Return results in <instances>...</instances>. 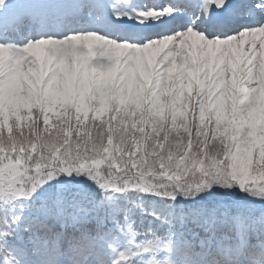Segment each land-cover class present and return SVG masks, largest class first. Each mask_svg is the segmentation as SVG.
<instances>
[{
	"label": "trees",
	"instance_id": "16d2710c",
	"mask_svg": "<svg viewBox=\"0 0 264 264\" xmlns=\"http://www.w3.org/2000/svg\"><path fill=\"white\" fill-rule=\"evenodd\" d=\"M107 95H110V91L105 88L103 94L99 91L94 94V99L89 100V106L93 109L98 105L96 103L100 102L98 98L106 101L100 117L91 114L83 117L81 110L75 107L73 101L69 105L59 106L57 112L61 114V120L51 128L64 130L63 137L58 131L46 130L44 127L43 106L47 105V98H39L40 104L36 102L39 99H32L38 107L32 108L36 111L37 121L34 125L31 124V129L26 133L19 131L24 128L22 124L18 127L13 123L8 130L2 128L3 125L0 124V177L3 175L0 180H3L4 174H10L9 163L14 155L15 160H22L25 153L27 157L32 153L39 155L41 147L45 151H51L55 156L69 143L73 149L87 145L88 151H82V155L88 156L91 153L94 157L82 161L91 175L72 173V177H69L57 171L52 172L49 179V173L44 170L48 165H42L40 168L23 165L33 173L26 178L27 186L21 187H29L30 193L36 194H29L31 196L18 194L11 198H2L0 195V220L11 223L10 232L7 233L8 239L0 247V252L7 253L15 260V264L22 263V258L27 254L32 256L30 260L32 262L34 253L40 256L41 252L45 251L47 245L43 246V241H47L54 250L58 234L67 242L93 244L98 240H105L116 244L118 227L125 229L129 227L136 233L134 241H140L147 246L160 244L179 246V253L182 252L186 256L198 253L205 264L225 263L222 257L228 255V252L231 256L229 260L239 257L260 258L259 249L247 257L243 256V252L246 245L260 246L264 239V223H261V217H264V204L260 202L262 196L250 198L251 191L243 188L240 193L236 183L228 187L215 184L199 192H193L192 195H185L187 190L205 179L215 181L226 177L235 181L232 174L227 177L221 173V169H226L228 164H231L225 158V152L228 150V130H220L218 125L216 136L224 137L223 148L210 141L207 151L200 148L197 153L189 146L183 155L177 156L176 152L181 150L175 146L169 152L165 151L161 144L160 148L152 151L146 149L141 138L133 143L130 154L123 152L122 155L120 143L117 141L114 144L112 136L105 138L103 146L100 140L93 143L95 139L91 135L93 129L101 126L116 128L119 125L126 128L129 123L133 128L139 125L141 132L146 124L150 131L154 130L157 123L161 125L168 123L173 126L171 128H184L190 124L192 117L173 119L185 121L182 124L176 121L170 123L169 118L172 114L166 111L168 117H164V112L156 114L154 110L148 111L146 108L150 107L148 105H143L145 111L143 106L137 107L132 103L122 106L123 97L113 98ZM200 126L207 131L206 124ZM48 131L56 135L51 134L48 138ZM2 132L10 135H3L5 133L1 134ZM55 139L56 142L49 143ZM12 141H15L14 145ZM262 145L260 146L257 141L254 147V172L261 170L264 172V153L259 155L261 151L264 152ZM161 151H165L163 156L159 155ZM137 152L140 153L139 156ZM39 170L42 172L37 175V180L31 181L32 175L37 174ZM43 179L46 180L42 181ZM117 180H121L119 191L114 192L105 186L115 184ZM243 185L248 187L250 183L246 182ZM8 186H13V183L9 182ZM65 186L71 187L76 194H81V199L75 205L69 202L61 215L48 216L35 223L34 236L26 237L25 225L32 221L34 209L45 199L44 194ZM8 191L9 189L7 195ZM209 207L218 210L219 215L208 219L191 215L194 209ZM245 220L247 224L242 223ZM66 246V252L74 259L73 250H69V244ZM154 252L155 249L151 251V248L142 251L146 256ZM99 254L101 252L95 255ZM122 255L124 253H121ZM106 261L114 264L113 259L107 258Z\"/></svg>",
	"mask_w": 264,
	"mask_h": 264
},
{
	"label": "rangeland",
	"instance_id": "374dc122",
	"mask_svg": "<svg viewBox=\"0 0 264 264\" xmlns=\"http://www.w3.org/2000/svg\"><path fill=\"white\" fill-rule=\"evenodd\" d=\"M69 1L71 0H32V24L27 31L15 39L14 43L21 46L28 40L36 41L43 38L44 35H51L50 38L47 37V41L34 45L19 58L0 49V124L3 125L2 128L8 130L13 123L18 127L22 124L24 128L18 129L26 133L31 129V124L34 125L37 121L36 111L32 108L38 109V107L33 100L47 98V105L43 106L44 127L46 130L58 131L59 135L63 137L64 130L59 131L51 128L61 120V114L57 112L58 107L69 105L73 101L75 107L81 110L83 117L88 114L100 117L103 114L106 101L98 98L97 100L100 102L96 103L98 105L93 109L89 106V100L94 99V94L99 91L100 94H103V89L106 88L110 91V95L107 96L123 97L122 106L131 103L137 107L148 105L150 106L146 107L148 111L154 110L156 114L166 111L172 114L169 118L170 123L172 121H176L178 124L184 123L183 120L173 119L192 117L195 106L198 108L196 115L200 124L205 125L211 119L217 122L220 130H226L231 115V94L234 86L240 83V80L233 78L227 82L228 86L226 87L223 79H213L212 74L221 58L214 55L215 52L211 50L210 44L203 41L202 38L198 40L190 38L191 53L199 54L200 50L204 49L208 55L207 65L201 66L195 72L189 69L188 75L184 79L174 80L176 65L173 62L168 69V78L161 82L155 75L156 71L160 69L157 59L163 55L165 49L171 47L172 39L153 41L143 47H134L136 53L131 54L130 50L133 46L126 47L121 42L128 41L118 38L124 31H128L130 35V32L136 30L135 25H139V22L143 21L131 18L129 10L126 11L127 8L139 12L148 7L155 8V4H158L156 7L165 4L170 6L184 4L186 6L175 10V15H184L188 19L191 15L193 21L199 22L200 26H205L200 15H194V8L197 7L195 0H130L134 3V7L123 6L125 1L129 0H82L85 6L81 5V7L78 6V0H72L71 3ZM211 9L210 15L223 12V10L215 9L214 5L211 6ZM40 10L42 11L40 12ZM262 12L264 11L262 10ZM66 16H69L71 22L76 20L80 22L68 26L69 22L64 20ZM147 21L150 26L153 23H160L158 19L153 21L149 18ZM111 23H115L117 30L111 31V39H116V46L110 52L103 48L107 36L103 35L101 30L108 29ZM92 27L95 30L84 33L87 28ZM139 27L142 29V26ZM48 29L51 33H44ZM56 33H62L60 36L65 40L62 41L56 36ZM77 33L82 35L78 37ZM167 60L168 56H165L161 63H165ZM192 63L195 65L198 61L192 60ZM204 68H207V77L201 75ZM256 81L260 86L261 94L259 105L261 101L262 116L257 132V141L261 146L264 145L262 142L264 137V74ZM221 89L223 90L221 91ZM194 91L200 96L198 103L196 96L193 95ZM36 102L40 104V99ZM168 113H165L164 117H168ZM169 127L173 126L169 124ZM1 134L10 135L7 132ZM51 134L56 135L48 131L47 137L49 138ZM56 141L55 139L49 143ZM263 153L261 151L259 155ZM254 155L253 147L248 152H239L235 148L231 150L228 148L225 158L231 164H228L226 169H221V173L227 177L232 174V177L239 178L241 181L244 179L243 184L250 183L249 188L264 187L263 170L254 172ZM10 161V174H4L3 180H0L2 198H11L18 194L35 195V192L34 194L30 193L29 187H21L28 183L26 178L33 172L26 169L25 166L21 167L22 162L20 161L22 160L20 159ZM41 172H37V174ZM61 174L66 175V173ZM2 177L3 175L0 178ZM241 181L239 180V183ZM9 182L13 183V186L9 187ZM120 183L121 180H117L115 184L111 183L105 186L117 192L121 188ZM8 189L9 194L7 195ZM242 189L241 186L238 191L241 193ZM249 193H251L250 198L259 197L252 192ZM260 202L264 204V197H260ZM87 204L88 201L85 202V205ZM135 234L133 228L118 227L116 244L112 245L110 242L101 241L100 245L102 249L104 248L106 256L116 261L115 264H203L202 258L197 260L196 256H193L192 260L185 256L180 257L179 246L164 244L147 246L140 241H134ZM146 248H151V251L155 249V252L150 256L143 255L142 251ZM122 251L123 253L125 251L126 255H130V257L122 255L120 258L119 255ZM48 264L59 263L51 260ZM81 264L92 263L83 260ZM95 264L107 263L100 257Z\"/></svg>",
	"mask_w": 264,
	"mask_h": 264
},
{
	"label": "snow or ice",
	"instance_id": "6c2138e0",
	"mask_svg": "<svg viewBox=\"0 0 264 264\" xmlns=\"http://www.w3.org/2000/svg\"><path fill=\"white\" fill-rule=\"evenodd\" d=\"M212 5H214L217 10H223L231 14H237L241 10V6L234 5L230 0H201V4L199 5L200 12L203 15L204 22L207 23L210 29L219 28L224 22L221 18L210 17L209 14L212 10ZM181 6L180 4L175 6L165 4L160 7H148L139 11L138 16L143 20L151 18L155 21L158 19L160 23H153L151 26L144 23L142 29L136 26V30L126 37L128 42L121 43H127L135 47H143L153 41L171 38V47L165 49L163 55L157 59V63L160 64V69L156 71L155 75L163 82L168 78V69L173 62L176 65V71L173 75L174 80L184 79L188 75L189 69L195 72L198 71L201 66L207 65L208 55L204 49H201L199 54L191 53L190 38L194 40L202 38L209 44L217 41L227 42L221 51L217 53L218 57L224 59V64L212 74L213 79H223L226 87L228 86L227 82L233 78L239 79L245 86L255 87L256 80L260 79L262 74H264V20L258 23L254 21L247 27L242 28L238 33L224 39H206L204 35L193 30L191 24H188L183 30L171 32L169 35L163 37L151 31L152 28H163L165 31H168L172 26L179 27L184 18L173 15V12ZM168 17L171 18L169 19ZM32 20V0H0V49L12 53L14 57L19 58L34 45L48 40V38H41L36 41L28 40L26 43H22L21 46H17L14 43L18 36L30 28ZM233 41L236 43H233ZM165 56H168L167 62L161 63V60H163ZM192 60H197L198 63L194 65ZM229 61H231V64H229ZM201 75L207 77V68H204ZM222 90L223 89H221V91ZM193 95L196 96L198 103L200 98L199 94L194 91ZM242 111L241 109V113ZM197 112L198 108L194 106L191 122L184 128L174 129L169 127L168 123L162 125L157 123L154 125V130L151 131L146 124L143 132L140 131L139 125L133 128L131 123H129L126 128L123 125H119L116 128H105L104 126L94 128L91 133L92 137L95 138L93 143H95V140H100L102 141L101 146H103L105 138L108 139L109 136H112L114 144L117 143V141L120 143L123 150L122 155L123 152H128L130 154L133 143L141 138L146 145V149L152 151H156L160 148L161 144H163V149L169 152L172 150L173 146H175L177 149L181 150L176 152L177 156L183 155V152L187 151L189 146H191L192 151H196L197 153L200 148H204L205 151H207V146L210 141H214L221 148L225 147L224 137L216 136L218 130L217 122L210 119L206 124L207 131L205 132V128L200 126L199 120L197 119ZM240 139H244L243 134L240 135ZM12 143L14 145L15 141H12ZM82 151L87 152L88 146L81 145L73 149L71 143H69L55 156H53L51 151H45V149L41 147L39 155L37 153H32L30 157H27L26 153L23 154L22 164L20 166L29 165L31 167L40 168L42 165H48V168L44 170L49 173V179L51 178V173L57 171L67 174L91 175V172L82 164V161L94 157L91 153L88 156H83ZM165 151H161L159 155L163 156ZM139 155L140 153L137 152V156ZM15 159L16 157L14 155L13 160ZM37 175L38 174L32 175L31 181L35 182L37 180ZM233 183L238 182L232 181L226 177L218 178L215 181L205 179L194 188L187 190L185 195H192L193 192H199L215 184H223L225 187H228ZM240 185L245 190L251 191L254 195L264 197V187L257 186L256 188H249L243 184ZM44 195L45 199L34 209L32 221L25 225V236L28 238L34 236L33 225L35 223L42 221L48 216L61 215L69 202L75 205V203L81 199V194H76L74 190L68 186L60 189H52ZM191 215L208 219L215 218L219 215V212L211 207L206 209L197 208L191 211ZM242 223L247 224V221H242ZM261 223H264V217H261ZM10 228L11 223H4L0 220V247H2L4 241L8 239L7 233L10 232ZM57 238H61L59 234ZM42 244L46 246L47 241H43ZM75 247H77V243L75 241H70L69 250ZM257 249L261 252L258 260L241 258L235 261V264H264V239H262L260 246L251 244L246 245L243 256L247 257ZM0 264H15V260L10 258L7 253L0 252Z\"/></svg>",
	"mask_w": 264,
	"mask_h": 264
},
{
	"label": "bare ground",
	"instance_id": "6f19581e",
	"mask_svg": "<svg viewBox=\"0 0 264 264\" xmlns=\"http://www.w3.org/2000/svg\"><path fill=\"white\" fill-rule=\"evenodd\" d=\"M254 0H237L233 4L234 5H250ZM257 3H259L258 0H255ZM195 14L194 15H202L200 12L199 5L201 4V0H195ZM133 6L134 3L132 1H125V4L123 6ZM260 5L263 6L264 4L260 2ZM158 6V4H155V7ZM193 9V10H194ZM129 10V15L131 18L136 19V20H143L138 16V11H133L130 10L129 8L126 9V11ZM249 18H251V21L249 22H243L240 19L239 12L237 14H231L226 12L221 16L220 18L224 21L222 25L219 28H213L210 29L207 26V29L200 27L199 22H194L190 21L192 19V16L189 15V19L186 16L178 15L184 18L182 23L180 24L179 27L177 26H172L170 30L165 31L163 28H152L151 31L153 33L158 34L159 36L163 37L166 35H169L171 32L177 31V30H183L185 27H187L188 24H191L193 26V30L197 31L199 34H202L205 36L206 39H224L228 38L239 31L238 29H235L236 26L240 23L245 24L246 27L250 25L251 23L255 22H260L261 20H264V16H262L260 13H258L255 10H252L249 12ZM171 18V17H170ZM169 18V19H170ZM201 19V18H200ZM242 19H244L242 17ZM202 20V19H201ZM203 21V20H202ZM147 20H143L139 22V25L135 26H144V23H147ZM204 26V25H203ZM115 23H112L108 29H102L101 32L102 34H106V43L104 45V50L105 51H112L113 47L116 46V39H111L112 34L111 31L117 30L115 29ZM199 29V30H198ZM95 30L94 27L92 28H87L84 33H89V31ZM50 30L44 32V33H49ZM115 32V31H114ZM113 32V33H114ZM43 33V34H44ZM51 33V32H50ZM132 33V32H130ZM62 33H56V36L61 38V40H65L62 36H60ZM40 35V33H39ZM78 37L81 36V33H77ZM51 35H44L43 38H50ZM76 36V34H75ZM129 36L128 31H124L123 34H120L118 38L127 40L126 37ZM220 37V38H219ZM33 38V37H32ZM38 39V38H37ZM171 39V38H169ZM167 40V39H166ZM47 41V40H46ZM128 41V40H127ZM204 41V40H203ZM206 42V41H205ZM233 43H236L233 41ZM126 47H132V45H129L127 43H124ZM209 44V43H208ZM227 44V42H213L210 44L211 50H214L215 52L219 53L221 49ZM135 46L132 47L130 50L131 54L136 53V49L134 48ZM221 58V57H220ZM218 66L214 69L215 71L217 69L221 68V65L224 64V59L221 58V61L217 62ZM258 81L255 82V87L251 86H245L244 83H242L236 92L235 98H234V110H233V127H232V133L230 135V147L232 149L235 148L239 152H247L252 148L253 142H254V133H255V126H256V116L259 112V87L257 88ZM241 109L243 110L241 113ZM244 135V139H240V135Z\"/></svg>",
	"mask_w": 264,
	"mask_h": 264
},
{
	"label": "water",
	"instance_id": "95a60500",
	"mask_svg": "<svg viewBox=\"0 0 264 264\" xmlns=\"http://www.w3.org/2000/svg\"><path fill=\"white\" fill-rule=\"evenodd\" d=\"M231 133H232V129H231Z\"/></svg>",
	"mask_w": 264,
	"mask_h": 264
}]
</instances>
